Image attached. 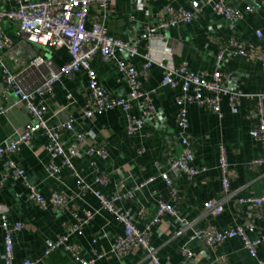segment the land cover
<instances>
[{"label": "crops", "instance_id": "1", "mask_svg": "<svg viewBox=\"0 0 264 264\" xmlns=\"http://www.w3.org/2000/svg\"><path fill=\"white\" fill-rule=\"evenodd\" d=\"M169 2L152 0L147 10L137 11L134 0H116L111 4V12L103 20V25L109 34L136 45L140 55H146L152 49L153 56L159 58V39L149 42L143 40L142 35L148 22L166 17L165 5ZM225 3L238 9L243 15L242 20L232 23L216 15L208 0H176L175 6L190 11L200 8L201 11L198 19L191 24H179L164 32L172 44L175 64L186 60L195 73L211 74L216 68L217 54L221 50H234L231 39L244 43L249 50L264 51V0H225ZM0 6L3 10L7 8L3 0H0ZM2 28L14 45L0 54V68L3 63L15 70L18 65L21 67L20 64L40 54L57 67L70 59L66 49H43L29 43L14 22L5 20ZM258 32L262 33L261 37ZM116 54L119 59L139 70L145 62L142 56L130 58L123 50H117ZM91 66L112 96H129V88L121 79L115 63L105 62L97 56L92 59ZM221 70L231 73L226 82L229 90L264 93V71L259 62L239 55L225 57ZM162 76V68L155 64L148 78L142 81L145 91H153L151 96L156 106V116L144 118L145 125L136 136L129 135L126 118L118 110L92 119L84 116L89 99L84 71L57 83L53 97L47 102L46 117L50 125L57 126L69 117L73 119V128L63 133L61 141L64 147L79 150L73 160L76 170L86 183L108 197L116 192H133V199L122 202L120 208L140 229L156 218L160 200L172 203L171 191L162 177V170L156 168L155 163L165 160L167 152L178 150L177 98L182 93L180 90L161 88ZM3 91L4 86L0 81V106L16 103L12 95L4 98ZM221 108L222 116L207 107L189 106L186 134L192 144L196 165L204 170L191 181L178 174L170 176L181 198L177 217L164 216L159 224L152 227L151 236V244L158 250L162 263L264 264V245L258 249L257 257L253 258L238 238L227 240L215 249L206 247L200 240L189 241L195 227L214 226L218 230H225L246 221L255 222V229L248 232L251 239L264 236V207L258 218L255 210H249L240 202L242 198L264 195V166H250L251 161L263 156L261 145L249 134L250 129L258 123L255 101L243 99L235 114L231 112L226 99L222 101ZM132 110L134 115H141L137 106ZM31 121L26 107L20 103L14 104L7 115L0 116V143H10ZM83 131L94 132L97 144L109 151L107 159L95 160L101 173L104 172L109 178L107 186L94 183L96 171L91 166V156L87 154L89 144L77 141V134ZM46 143V137L39 133L15 154L6 155L0 164V209L8 208L9 222L21 221L25 225L21 232L14 235L16 264L26 259L38 261L37 264H78V258L90 260L93 255L101 256L95 264H147L145 251L141 249L124 257L116 255L114 248L117 237L123 234L122 225L102 208L91 191L81 193L70 169H61L57 178L48 176L46 166L51 158L45 149ZM222 145L227 150L230 168L234 171L229 194L222 191L218 168ZM11 160L26 171V183L11 179ZM56 163L60 165L61 159L57 158ZM150 178L154 180L137 189ZM29 186L44 196L45 207L31 201ZM54 192L65 193L69 197L67 207L53 206ZM211 199L221 203L224 208L221 214L213 216L206 211L205 203ZM86 212L93 216L89 223L81 220ZM72 226H78L81 230V233L68 235L67 245L72 248H61L44 257L45 240L67 235ZM3 238L4 232L0 228V264H4ZM184 246L192 252L191 260L182 256Z\"/></svg>", "mask_w": 264, "mask_h": 264}, {"label": "built area", "instance_id": "2", "mask_svg": "<svg viewBox=\"0 0 264 264\" xmlns=\"http://www.w3.org/2000/svg\"><path fill=\"white\" fill-rule=\"evenodd\" d=\"M3 1L7 8L3 10L0 6V54L5 50H10L14 45V41L5 34L2 28V23L8 20L19 26L23 37L29 43L43 49H66L70 59L60 67L47 60L43 54L35 56L23 65L20 64L21 67L18 65L15 70L9 69L3 63L1 64L0 81L4 86L3 97L14 96L17 100L14 104H23L32 121L10 143H0V164L6 155L15 154L37 134H42L47 139L45 149L51 158L46 166L48 176L57 178L61 169H70L81 193L91 191L99 200L102 208L114 216L122 225L123 234L117 237L114 248L116 255L124 257L141 249L145 251L147 264H165L161 262L158 250L152 246L151 236L152 227L159 224L164 216L177 217L178 204L181 198L179 191L173 186L170 176L178 174L191 181L199 176L202 169L204 170V168L201 169L196 165L192 144L186 134L189 128L188 109L190 105L210 108L214 113L222 116L221 103L224 99L228 100L233 114L239 111L243 99L255 101V116L258 117V123L250 129L249 134L261 145L263 156L251 161L250 166L253 168L264 166V93L251 94L229 90L226 87V82L230 79L231 73L221 70L225 57L230 58L239 55L259 62L264 71V51L261 49L249 50L244 43L231 39L230 44L234 50H221L217 54L215 70L211 74H197L186 60L181 61L180 64L174 63L172 44L164 32L179 24H191L198 19L200 8L190 11L181 6H175L176 0H170L165 5L166 17L146 24L142 39L151 42L157 38L160 42L161 56L155 58L152 49L148 54L140 55L136 45H131L106 31L103 20L108 17L111 12L110 6L116 0ZM151 1L134 0L135 9L137 11L147 10ZM208 2L212 5L216 15L232 23L243 18L241 12L227 5L225 0H208ZM258 36L261 37L262 33L258 32ZM117 50L126 51L130 58L142 56L145 62L141 69L139 70L133 64L119 59L116 54ZM97 56L105 62H112L117 65L121 79L129 88L128 97H114L106 90L99 80L98 73L91 66L92 59ZM155 64L163 70L160 87L180 90L182 93L177 98L179 107L176 118V125L179 130L178 150L167 152L165 160L155 163L156 168L162 170V177L171 191L172 203L160 200L156 218L151 224L140 229L130 216L120 208L122 202L133 199V192H116L108 197L102 191L94 189L86 183L84 177L76 170L73 160L77 157L79 150L74 147L66 148L61 141L63 133L73 128V119L69 117L66 122L57 126L50 125V120L46 117L47 102L53 97L54 86L57 83H60L64 78H70L84 71L89 89V99L84 116L87 119H92L118 110L126 118V130L129 135L136 136L145 125L144 118L156 116V106L151 96L153 91H145L142 82L148 78V74ZM14 104L0 106V116L7 115ZM134 106L139 108L141 115L136 116L132 113ZM77 141L80 144H89L87 154L91 156V166L96 171L94 183L99 186L109 185L108 176L104 172L101 173L95 161L105 160L109 157L107 148L97 144L96 134L92 131L78 133ZM57 158L61 159L60 165L56 163ZM218 168L221 173L222 191L224 194H229L234 171L230 168L227 150L223 145L220 146ZM10 170L12 180L26 183V171L13 160L10 161ZM153 180L154 178L146 180L137 189ZM28 190L31 201L45 207L44 196L32 186H29ZM240 202L245 204L249 210H255V216L258 218L261 216L264 207V195L242 198ZM68 203L69 197L65 193L54 192L52 194L53 206L63 208L67 207ZM205 209L213 216L224 211L221 203L215 199L208 200L205 203ZM0 216V228L4 232V264H16L14 235L21 232L25 225L21 221L9 222L8 208L6 207L0 209ZM92 218V214L86 212L81 220L89 223ZM254 229L255 222L251 221L236 224L225 230H218L214 226L210 228L195 227L189 241L200 240L206 247L215 249L227 240L238 238L250 255L256 258L258 249L264 245V236L251 239L248 232ZM77 232L81 233L79 227L72 226L69 227V232L65 236L55 240L46 239L43 256L48 257L61 248L71 249L72 247L67 245L68 235ZM181 253L187 260L193 258V254L187 246L182 247ZM100 257V255H93L90 260L78 258V264H95ZM37 262L26 259L20 264H37Z\"/></svg>", "mask_w": 264, "mask_h": 264}]
</instances>
